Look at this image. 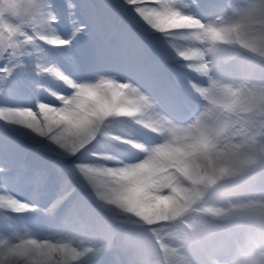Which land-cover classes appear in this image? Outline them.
<instances>
[{
  "label": "clouds",
  "instance_id": "clouds-1",
  "mask_svg": "<svg viewBox=\"0 0 264 264\" xmlns=\"http://www.w3.org/2000/svg\"><path fill=\"white\" fill-rule=\"evenodd\" d=\"M0 264H264V0H0Z\"/></svg>",
  "mask_w": 264,
  "mask_h": 264
}]
</instances>
